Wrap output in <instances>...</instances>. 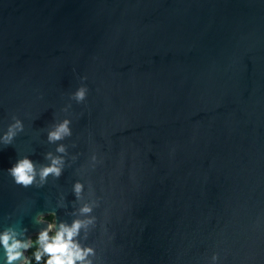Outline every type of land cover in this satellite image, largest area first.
I'll use <instances>...</instances> for the list:
<instances>
[{
	"label": "water",
	"instance_id": "obj_1",
	"mask_svg": "<svg viewBox=\"0 0 264 264\" xmlns=\"http://www.w3.org/2000/svg\"><path fill=\"white\" fill-rule=\"evenodd\" d=\"M15 119L0 230L91 203L94 264H264V0H0V133ZM59 144L58 178L8 175Z\"/></svg>",
	"mask_w": 264,
	"mask_h": 264
},
{
	"label": "clouds",
	"instance_id": "obj_2",
	"mask_svg": "<svg viewBox=\"0 0 264 264\" xmlns=\"http://www.w3.org/2000/svg\"><path fill=\"white\" fill-rule=\"evenodd\" d=\"M80 83L71 94L77 102H83L88 94V87L85 83L86 75H79ZM70 121L64 119L55 124L47 133L49 143L63 140L71 135L69 127ZM23 131V123L15 119L9 124L7 129L0 133V146L10 145L18 132ZM55 151L61 155L53 156L51 152L45 154L47 164L37 167V165L27 156L20 157L9 169L8 175L12 177L15 184L22 187H28L33 184L42 186L51 175L58 178L64 167L63 155L65 147L62 144L57 145ZM95 160V157H93ZM84 185L79 181L75 182L72 191L77 200L81 198ZM91 203H85L78 209V218L71 223H55V212H51L47 217L39 215L36 217L38 223H46L47 227L42 229L35 240H25L24 233L26 229L17 231L15 228L8 227L0 230V249H3L2 264H30L25 252L36 247L32 253V259L36 264L43 260L44 264H94L92 257L96 255L94 248L83 245L80 242L81 233L87 238V231L94 225L95 217L91 215L93 207ZM213 264H216L217 257H212Z\"/></svg>",
	"mask_w": 264,
	"mask_h": 264
},
{
	"label": "trees",
	"instance_id": "obj_3",
	"mask_svg": "<svg viewBox=\"0 0 264 264\" xmlns=\"http://www.w3.org/2000/svg\"><path fill=\"white\" fill-rule=\"evenodd\" d=\"M37 237V236H36ZM36 237H33L32 240H35ZM36 250V247H32L28 250V259L30 261V264H36L34 259H32V253ZM40 264H44L43 260H41Z\"/></svg>",
	"mask_w": 264,
	"mask_h": 264
}]
</instances>
